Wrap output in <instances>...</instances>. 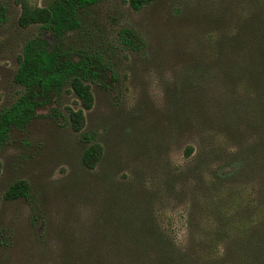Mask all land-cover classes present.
I'll return each instance as SVG.
<instances>
[{
  "label": "rangeland",
  "instance_id": "obj_1",
  "mask_svg": "<svg viewBox=\"0 0 264 264\" xmlns=\"http://www.w3.org/2000/svg\"><path fill=\"white\" fill-rule=\"evenodd\" d=\"M20 1L44 7L53 0H0V112L22 95L14 82L19 58L40 33L39 26H19ZM253 6L264 0H157L139 12L105 0L87 12L91 45L107 53L119 81L91 85L94 106L85 113L83 135L66 119L80 107L71 91L39 111L25 131L12 132L0 152V264H230L222 243L209 258L213 248H205L201 234L218 229L197 227L202 215L208 220L209 200L195 197L197 188L209 186L212 168L224 166L209 154L234 143L224 121L234 116L223 95L233 85L225 76L230 59L217 50L218 41L229 21L243 22ZM122 29L139 34L141 52L119 41ZM90 138L103 148L92 170L82 164ZM200 157L203 182L189 174ZM239 178L249 183L247 173ZM17 181L29 184L33 199L3 198ZM140 213L153 214L159 236L127 241L121 223Z\"/></svg>",
  "mask_w": 264,
  "mask_h": 264
},
{
  "label": "trees",
  "instance_id": "obj_2",
  "mask_svg": "<svg viewBox=\"0 0 264 264\" xmlns=\"http://www.w3.org/2000/svg\"><path fill=\"white\" fill-rule=\"evenodd\" d=\"M104 1L53 0L44 7L19 2L22 4L19 26L23 29L39 26L40 33L24 44L19 58L14 82L22 88V95L0 112V152L10 141L13 131H25L39 111L59 105L67 91L80 102L78 109L69 111L67 122L74 132L83 135L85 113L94 106L91 85L109 88V77L113 83L119 81L107 53L92 46L89 32H85L87 12ZM121 1L139 12L157 0ZM253 7L255 9L246 13L243 22L229 21L225 36L218 41L217 50L230 59L231 74L225 73V76L233 85L229 90L225 88L223 95L232 102L227 106L225 103L224 108L231 110L234 116L230 120L222 116L232 125L233 130L227 138H234V143L230 148L213 150L209 154L208 160L210 156L212 161L220 158L224 166L212 168L209 186L206 188L203 184L197 188L199 192L195 197L199 200V194H204L209 200L203 207L208 220L202 215L197 219V227L209 224L218 229L214 233L201 234L206 238L205 248H213L207 253L209 258L218 254L216 245L222 243L229 250L224 260L230 264H264V6ZM119 41L125 48L137 52L145 47L139 34L130 29L120 30ZM53 116L61 117L57 110H53ZM237 120L242 121L241 129ZM246 134L249 137H244ZM193 153L194 148L189 146L187 157ZM102 155V146L90 138L82 156L83 166L90 170L96 168ZM201 158L189 174L203 182L206 175ZM225 166L230 167L229 175L222 172ZM243 172L247 173L248 184L240 183L239 176ZM232 181L234 185L228 186ZM3 198L15 201L30 200L33 196L27 182L17 181L6 190ZM32 210L33 222H36L37 207L33 201ZM140 214L120 222L127 241L159 236V232L154 231L158 229V221L153 214ZM161 254V261L169 260Z\"/></svg>",
  "mask_w": 264,
  "mask_h": 264
}]
</instances>
